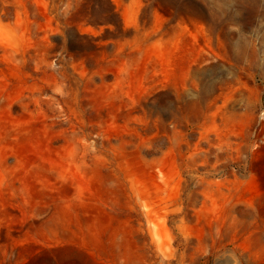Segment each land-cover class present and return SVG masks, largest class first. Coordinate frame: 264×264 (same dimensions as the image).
I'll use <instances>...</instances> for the list:
<instances>
[{"label":"rangeland","instance_id":"1","mask_svg":"<svg viewBox=\"0 0 264 264\" xmlns=\"http://www.w3.org/2000/svg\"><path fill=\"white\" fill-rule=\"evenodd\" d=\"M0 264H264V0H0Z\"/></svg>","mask_w":264,"mask_h":264},{"label":"bare ground","instance_id":"2","mask_svg":"<svg viewBox=\"0 0 264 264\" xmlns=\"http://www.w3.org/2000/svg\"><path fill=\"white\" fill-rule=\"evenodd\" d=\"M164 224H161L160 226H159V230L162 232V233H166V229H165V227L163 226Z\"/></svg>","mask_w":264,"mask_h":264}]
</instances>
